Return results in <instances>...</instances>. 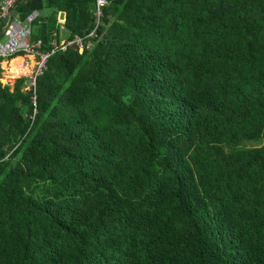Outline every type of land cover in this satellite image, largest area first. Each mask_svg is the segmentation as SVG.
Listing matches in <instances>:
<instances>
[{"label":"trees","instance_id":"1","mask_svg":"<svg viewBox=\"0 0 264 264\" xmlns=\"http://www.w3.org/2000/svg\"><path fill=\"white\" fill-rule=\"evenodd\" d=\"M94 4L14 14L49 50ZM97 33L35 104L0 67V264H264V0H108Z\"/></svg>","mask_w":264,"mask_h":264},{"label":"built area","instance_id":"2","mask_svg":"<svg viewBox=\"0 0 264 264\" xmlns=\"http://www.w3.org/2000/svg\"><path fill=\"white\" fill-rule=\"evenodd\" d=\"M19 2L21 0H0L1 30L5 28L3 35L0 37V59L4 61L16 54L32 58L35 62L34 70L32 75L27 78L24 89L32 91L31 99L35 104L36 78L46 68L47 58L56 50L64 51L67 48H74L79 52L90 50L93 42L98 38V26L103 16V8L108 4V0H95V25L87 34L83 36L75 35L71 39L51 40L49 50H44L42 40L32 39L33 24L42 18V14L35 11L24 20L19 19L14 12H11Z\"/></svg>","mask_w":264,"mask_h":264},{"label":"rangeland","instance_id":"3","mask_svg":"<svg viewBox=\"0 0 264 264\" xmlns=\"http://www.w3.org/2000/svg\"><path fill=\"white\" fill-rule=\"evenodd\" d=\"M20 60L15 58L4 60L0 63L2 69L1 83L12 85L18 78H29L34 70L35 62L32 58L21 56ZM259 143L248 144L249 147H256Z\"/></svg>","mask_w":264,"mask_h":264},{"label":"water","instance_id":"4","mask_svg":"<svg viewBox=\"0 0 264 264\" xmlns=\"http://www.w3.org/2000/svg\"><path fill=\"white\" fill-rule=\"evenodd\" d=\"M29 2H30V0H21V2H19L18 4H16L15 7H13V9H12L11 12L13 13L16 8L21 7V6H25ZM58 21L60 23H64L65 22V14L64 13H60L59 14ZM5 27H6V25H5ZM4 29H2L0 31V37L3 35Z\"/></svg>","mask_w":264,"mask_h":264},{"label":"crops","instance_id":"5","mask_svg":"<svg viewBox=\"0 0 264 264\" xmlns=\"http://www.w3.org/2000/svg\"><path fill=\"white\" fill-rule=\"evenodd\" d=\"M43 16H44V15H43ZM58 17H59V15H58ZM58 24H59V25H63L64 23H60V22L58 21ZM60 39H62V40H64V39H68L67 34H66V32H65L63 29H61V32H60ZM20 57H21V56H17V57H15L14 60H19V59H21Z\"/></svg>","mask_w":264,"mask_h":264},{"label":"bare ground","instance_id":"6","mask_svg":"<svg viewBox=\"0 0 264 264\" xmlns=\"http://www.w3.org/2000/svg\"><path fill=\"white\" fill-rule=\"evenodd\" d=\"M20 60V59H19ZM18 61V60H17Z\"/></svg>","mask_w":264,"mask_h":264}]
</instances>
